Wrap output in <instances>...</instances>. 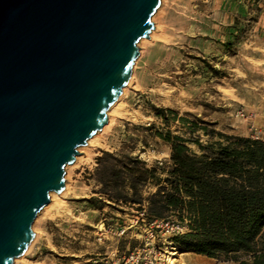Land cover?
<instances>
[{
    "label": "rangeland",
    "instance_id": "obj_1",
    "mask_svg": "<svg viewBox=\"0 0 264 264\" xmlns=\"http://www.w3.org/2000/svg\"><path fill=\"white\" fill-rule=\"evenodd\" d=\"M151 21L160 37L137 43L123 114L97 132L101 146L78 150L80 161L65 167L63 209L40 210L32 223L31 264H234L181 251L171 239L184 225L147 223L137 205L108 199L97 158L138 157L150 167L168 160V133L196 154L198 145L226 144L217 133L264 143V134L251 138L264 133V0H161ZM155 190L148 183L140 193Z\"/></svg>",
    "mask_w": 264,
    "mask_h": 264
},
{
    "label": "water",
    "instance_id": "obj_2",
    "mask_svg": "<svg viewBox=\"0 0 264 264\" xmlns=\"http://www.w3.org/2000/svg\"><path fill=\"white\" fill-rule=\"evenodd\" d=\"M160 1L0 0V264L105 125Z\"/></svg>",
    "mask_w": 264,
    "mask_h": 264
},
{
    "label": "trees",
    "instance_id": "obj_3",
    "mask_svg": "<svg viewBox=\"0 0 264 264\" xmlns=\"http://www.w3.org/2000/svg\"><path fill=\"white\" fill-rule=\"evenodd\" d=\"M217 135L226 144L198 145L201 153L196 154L168 133V160L150 167L138 157L118 159L103 152L97 158L101 193L137 205L147 223L175 220L184 225L186 231L171 239L183 252L234 264H264V143ZM106 156L111 165L103 163ZM159 171L166 175H157ZM148 183L156 190L143 197L140 191Z\"/></svg>",
    "mask_w": 264,
    "mask_h": 264
},
{
    "label": "bare ground",
    "instance_id": "obj_4",
    "mask_svg": "<svg viewBox=\"0 0 264 264\" xmlns=\"http://www.w3.org/2000/svg\"><path fill=\"white\" fill-rule=\"evenodd\" d=\"M158 31H159V27L157 25L156 27H154V30L152 31V33L150 32L149 38L148 39L147 38H143L142 42L143 41L144 42H150V41L155 40L156 38L158 39V37H160V35L158 34ZM132 84H133V78L132 79L130 78L129 82L123 88V90H122L120 96L118 97V99L107 110V116H108L107 117V121H106L105 125L103 126V128L101 129V131H104V130L108 129L110 127V125H112V123L114 122V119L116 117H119V116H121L123 114V112H124L123 111V106H124L123 96L125 95V89L127 87H129L130 85H132ZM100 133H102V132H99L97 134L95 133L90 139H88V141H87L85 146L79 147L78 148L79 152L82 151L83 149L87 150L88 148H92L94 146H101V144L98 141V135ZM81 158H82L81 156H76L75 157V161L72 164V166L76 165L80 161ZM85 159L86 160L89 159V156H88L87 152H86V158H84V160ZM69 167H71V166H69ZM69 190H70V186H69V184L66 183L65 184V188H64V190L61 193L51 192L49 194V203L47 205H45L41 209V212L45 213V214H48V215H52L55 212L57 213L59 210H61V208L64 206V198H65L67 192H69ZM66 213H67V211H66ZM68 214H70V212ZM37 232H38V230H37ZM31 243H30L29 247L31 246ZM27 250L22 255H20L19 257L15 258L13 260L12 264H31L28 261V259L25 258V254H26ZM168 261H169L170 264H173V260L171 258H169Z\"/></svg>",
    "mask_w": 264,
    "mask_h": 264
},
{
    "label": "built area",
    "instance_id": "obj_5",
    "mask_svg": "<svg viewBox=\"0 0 264 264\" xmlns=\"http://www.w3.org/2000/svg\"><path fill=\"white\" fill-rule=\"evenodd\" d=\"M264 133H261L260 131H254V133L251 135V138L253 139H260V135H262Z\"/></svg>",
    "mask_w": 264,
    "mask_h": 264
}]
</instances>
